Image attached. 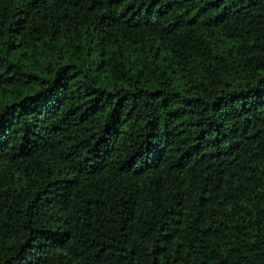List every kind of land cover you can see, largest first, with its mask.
Here are the masks:
<instances>
[{"label":"trees","instance_id":"obj_1","mask_svg":"<svg viewBox=\"0 0 264 264\" xmlns=\"http://www.w3.org/2000/svg\"><path fill=\"white\" fill-rule=\"evenodd\" d=\"M0 264H264V0H0Z\"/></svg>","mask_w":264,"mask_h":264}]
</instances>
